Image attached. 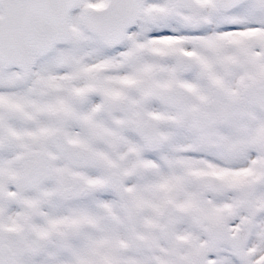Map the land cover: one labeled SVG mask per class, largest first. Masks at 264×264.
Here are the masks:
<instances>
[{
  "label": "snow or ice",
  "instance_id": "6c2138e0",
  "mask_svg": "<svg viewBox=\"0 0 264 264\" xmlns=\"http://www.w3.org/2000/svg\"><path fill=\"white\" fill-rule=\"evenodd\" d=\"M0 264H264V0H0Z\"/></svg>",
  "mask_w": 264,
  "mask_h": 264
}]
</instances>
